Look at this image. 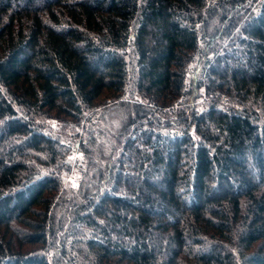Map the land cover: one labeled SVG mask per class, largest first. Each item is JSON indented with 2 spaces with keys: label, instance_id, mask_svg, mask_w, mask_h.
<instances>
[{
  "label": "trees",
  "instance_id": "obj_1",
  "mask_svg": "<svg viewBox=\"0 0 264 264\" xmlns=\"http://www.w3.org/2000/svg\"><path fill=\"white\" fill-rule=\"evenodd\" d=\"M0 264H264V0H0Z\"/></svg>",
  "mask_w": 264,
  "mask_h": 264
}]
</instances>
